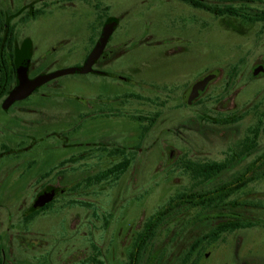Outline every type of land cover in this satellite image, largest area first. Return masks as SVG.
<instances>
[{
  "label": "flooded vegetation",
  "instance_id": "af4514ba",
  "mask_svg": "<svg viewBox=\"0 0 264 264\" xmlns=\"http://www.w3.org/2000/svg\"><path fill=\"white\" fill-rule=\"evenodd\" d=\"M47 1L0 0V264H92L97 248L103 264H110L107 227L110 220L121 219L125 201L139 204L141 151L158 145L172 153L173 137L186 147L177 159L186 188L143 227L139 215L133 218V237L117 241L116 264H225L227 259L230 264H258L252 255L240 258L236 245L229 255L214 252L224 235L263 223L256 215L264 214V190L258 187L264 182V101L254 104L250 82L259 80L264 65L258 63L246 79H236L230 65L229 76L221 79L206 75L203 63H194L193 57L204 49L199 13L205 5L238 13L221 16L264 22L259 18L264 10L253 8L263 1ZM216 1L222 6L216 7ZM50 3L60 5L57 11H68L72 23L86 22L80 42L72 41L67 30L39 35ZM142 5L151 8L141 15L146 29L140 31L134 22L120 27L126 17L119 19L120 12ZM172 6L186 11L171 13ZM176 19L180 24L174 37L185 36L172 41L169 23ZM108 23L109 38L86 73L97 78L88 84L98 94L73 98L81 108L50 99L57 77L8 103L18 86L53 73L49 68L58 61L53 53L66 61L82 52L73 68L81 67ZM145 46L150 52L141 54ZM126 66L131 76L120 73ZM260 66L263 70L253 75ZM23 68L26 79L21 78ZM42 97H49L48 102ZM168 115L180 121L155 128ZM64 154L68 174L61 173ZM77 164L84 170H77ZM178 199L180 205H171ZM163 213L169 215L162 219ZM98 220L104 236L95 246L91 230ZM156 222L153 237L142 244L143 228ZM219 229L231 231L211 238Z\"/></svg>",
  "mask_w": 264,
  "mask_h": 264
},
{
  "label": "rangeland",
  "instance_id": "374dc122",
  "mask_svg": "<svg viewBox=\"0 0 264 264\" xmlns=\"http://www.w3.org/2000/svg\"><path fill=\"white\" fill-rule=\"evenodd\" d=\"M125 1L129 2V0ZM262 1L263 2L261 4L255 7L253 6V8H262L264 10V0ZM47 2H50V0ZM122 2L124 3V0L121 1V3ZM134 3H138V0H134ZM216 3L218 4L216 7L222 6V2L218 3V1H216ZM59 6L60 5L56 6L50 3L48 4V7L45 8L46 17L43 22V27L39 28V35H52L57 30H67L66 34L69 35L70 33L73 36L71 37L72 41L75 43L80 42V40L86 36V22L76 21L75 23H72V15L69 14L68 11H57ZM67 7L68 5L64 6L63 8L66 9ZM172 7L174 11H170L171 13L179 14L182 12V14H184L186 11L183 8L179 9L180 7ZM150 10L151 8L149 6L142 5L137 9H132L130 12H120L118 16L119 19L126 16L120 23V27L126 29L129 23L134 22L140 27V31L146 29L145 22L141 20V15L144 13H149L147 11ZM201 12L199 13V19L201 20V23H199L203 27V36L201 35L199 39L203 41L202 46L204 49L202 53L200 52L198 55H194L193 62L199 64L203 63L202 67L206 75L214 73L216 76H219V78L224 79L229 76V70L231 67L230 65H234L236 70L234 77L236 79H246L251 76L253 68L258 63L264 65L263 21L246 22L228 16L216 14L212 15L211 12H207L206 10ZM191 13L194 15L193 12ZM194 16L196 18V15ZM184 23L185 25H189L190 19H185ZM73 24L75 25L74 28L72 26ZM169 24L172 33H169L168 37L170 38L168 39L175 41L181 39L182 36H185V34L182 32L181 34L177 33L179 34L178 37H174L176 36V28L179 27L180 24L179 20L176 19ZM70 27L71 31L68 32ZM147 28L149 29V27ZM119 36L120 33L116 34L112 37V40H117ZM139 38L140 37H131L130 40L136 39L135 41H137ZM146 39L148 40L149 38H145V40ZM195 45L196 43H193V46ZM146 47L147 46L139 50L141 54L150 52V47ZM51 56H53V58L57 59L58 61L55 60L56 62L50 66L49 71L57 72L75 67L76 64L80 62L83 53L79 52L75 57L67 59L66 61L61 60L63 57H61L58 53H53ZM120 73L123 75L131 74V72L128 70V66H126L124 70H120ZM257 77L259 78L258 81L250 82L252 84V89H250V91L254 94V104L264 101V72L259 73ZM92 79L97 81L96 77H92L88 74H67L59 76L55 80L57 83L56 87L54 86L55 88L53 90L51 89V93L53 95L50 97V99H54V97L55 99H60L58 101L61 105H68L70 102H72V104L74 106L76 105V107L79 109L82 107V104L76 103L73 98L85 99L88 96L98 94L96 88H93L92 90L89 88L88 83H90ZM147 80L144 81L147 83ZM239 87L240 86H237L236 93L239 91ZM31 98H34V96ZM42 98L44 99L43 102H48L45 100H48L49 97ZM50 106L55 105L54 103H51ZM29 108L32 107H23L22 109L25 110ZM179 121L180 118L178 116L168 115L166 118L158 119L155 128L171 127L172 124ZM251 121L253 122L252 124H254V120L252 119ZM172 140L174 142L173 145L176 148L172 153H170L168 150L161 149L158 145H155L151 149H142L140 162L137 166L139 169V180L136 182V188L139 191V204L138 206H135L133 205L131 199L129 202L127 200L129 198H126L127 201L124 203V210L122 211L123 214L121 219L116 220L114 218L113 221L110 220L107 227V243L110 244L108 254L110 264H116L117 241H130V239L133 237V218L136 215H139L140 225L143 227L160 206L166 204L174 197V195H178L183 189L186 188V182L183 180L184 177L182 176V167L177 161L181 154L185 152L186 147H183L184 144L182 143L181 139L177 140L173 137ZM66 159L67 155H62V174H68L70 172V170L67 169L69 162ZM169 162L171 163L170 167H166L165 163L169 164ZM137 167L135 166L136 169ZM84 168V165L77 164V170H84ZM133 168L134 166H131L130 171H132ZM16 173H19V171ZM258 185L259 188L264 190V182H261ZM119 189L120 186L114 187L113 191ZM256 217L258 219H263L264 214H257ZM122 219H124L125 222H121ZM95 221L91 231L93 243L96 246V243L102 242L101 240L104 234L100 220H98V222ZM262 221V225L257 227L247 230H239L233 234L224 235L216 246L214 254L216 256H225L234 253V246L236 245L238 246L236 253L240 258H251L250 255H252L256 261H259L258 264H264V219ZM123 223L125 224L122 225ZM97 249L98 252L97 255H95V260L92 261V264H103L102 254L99 252V248ZM230 262V259L222 261V263L225 264H230Z\"/></svg>",
  "mask_w": 264,
  "mask_h": 264
},
{
  "label": "water",
  "instance_id": "95a60500",
  "mask_svg": "<svg viewBox=\"0 0 264 264\" xmlns=\"http://www.w3.org/2000/svg\"><path fill=\"white\" fill-rule=\"evenodd\" d=\"M111 30H112V26L110 23H108L104 26L94 48L92 49L90 54L87 56L84 64L81 67L64 69V70H60L57 72H53L49 75L39 77L33 81H29L25 85H20L17 87V89H15L13 91V93L10 97L11 99L9 100L8 103H11L16 98L25 97L26 95L30 94L34 88H36L37 86H39V85H41V84H43V83H45L48 80H51L53 78L63 76V75H67V74H86V73H88L90 71L91 65L93 64L94 60L100 55L103 47L105 46V44L109 38V35L111 33ZM22 70L23 71H22V77L21 78H25L24 68ZM260 71H262V67L261 66L256 67L253 71V75H257ZM205 82H206V80L199 82L196 85H194L190 90V94H195L196 90L198 88H201V86ZM40 204H41L40 202L36 203V205H40Z\"/></svg>",
  "mask_w": 264,
  "mask_h": 264
},
{
  "label": "trees",
  "instance_id": "16d2710c",
  "mask_svg": "<svg viewBox=\"0 0 264 264\" xmlns=\"http://www.w3.org/2000/svg\"><path fill=\"white\" fill-rule=\"evenodd\" d=\"M204 9L207 12H211L212 14H216V15H223V14L236 15V14H238L235 10L231 9L230 7H224V8H220L219 10H217L213 6L205 5L204 6ZM259 18H260V20H264V17H262L261 15H260ZM171 205H175V206L176 205H180V199L177 200V203L176 202H171ZM168 215H169V213H163L161 215V217H163L162 219H164V217H166ZM160 219L157 218L156 221L159 222ZM150 220H148L146 223H148ZM157 222L154 225L149 226V227H148V224H146V226L143 228L142 235H141V237H142V244L145 243V241H148V240H150L153 237L155 231L157 230L156 229L157 226H158L157 225ZM230 231H231V229H219V230L216 231V234L215 235H212L210 237L211 238H216L218 234H222L224 232H230Z\"/></svg>",
  "mask_w": 264,
  "mask_h": 264
}]
</instances>
